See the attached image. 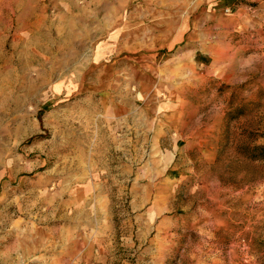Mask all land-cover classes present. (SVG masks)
<instances>
[{
  "label": "rangeland",
  "instance_id": "374dc122",
  "mask_svg": "<svg viewBox=\"0 0 264 264\" xmlns=\"http://www.w3.org/2000/svg\"><path fill=\"white\" fill-rule=\"evenodd\" d=\"M257 147L264 0H0V264H264Z\"/></svg>",
  "mask_w": 264,
  "mask_h": 264
},
{
  "label": "crops",
  "instance_id": "0c3cea01",
  "mask_svg": "<svg viewBox=\"0 0 264 264\" xmlns=\"http://www.w3.org/2000/svg\"><path fill=\"white\" fill-rule=\"evenodd\" d=\"M34 17H35V14H33L32 12L29 13L28 11H25L21 15V26L19 28H23L25 32H31L34 30L38 31L40 27L39 21L37 20L36 22L33 23L32 20ZM2 151L5 152L4 149H2Z\"/></svg>",
  "mask_w": 264,
  "mask_h": 264
},
{
  "label": "trees",
  "instance_id": "16d2710c",
  "mask_svg": "<svg viewBox=\"0 0 264 264\" xmlns=\"http://www.w3.org/2000/svg\"><path fill=\"white\" fill-rule=\"evenodd\" d=\"M255 155L253 156L254 159H261L264 157V147H257L255 148ZM260 155V156H259Z\"/></svg>",
  "mask_w": 264,
  "mask_h": 264
},
{
  "label": "bare ground",
  "instance_id": "6f19581e",
  "mask_svg": "<svg viewBox=\"0 0 264 264\" xmlns=\"http://www.w3.org/2000/svg\"><path fill=\"white\" fill-rule=\"evenodd\" d=\"M27 23H28V22H27ZM36 58H37V57H36ZM28 61H29V60H28ZM33 61L35 62V60H32V62H33ZM27 63H28V62H27Z\"/></svg>",
  "mask_w": 264,
  "mask_h": 264
}]
</instances>
